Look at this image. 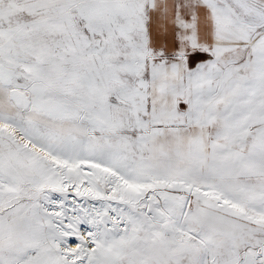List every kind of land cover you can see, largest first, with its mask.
<instances>
[{"label": "snow or ice", "instance_id": "1", "mask_svg": "<svg viewBox=\"0 0 264 264\" xmlns=\"http://www.w3.org/2000/svg\"><path fill=\"white\" fill-rule=\"evenodd\" d=\"M0 264H264V0H0Z\"/></svg>", "mask_w": 264, "mask_h": 264}]
</instances>
